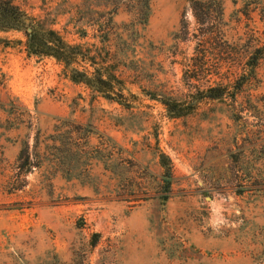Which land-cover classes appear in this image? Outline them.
<instances>
[{
	"label": "rangeland",
	"instance_id": "374dc122",
	"mask_svg": "<svg viewBox=\"0 0 264 264\" xmlns=\"http://www.w3.org/2000/svg\"><path fill=\"white\" fill-rule=\"evenodd\" d=\"M195 1L210 0H18L71 44L99 45L112 20L134 97L127 108L72 82L52 58L0 49V264H264V60L235 99L200 101L182 117L152 99L199 98L186 65L202 61L209 75L195 86L226 83L251 30L264 34L259 12L247 13L264 0H217L225 40L240 46L228 55L215 35L204 56ZM23 151L33 169L16 191ZM221 198L228 223L214 231L209 202Z\"/></svg>",
	"mask_w": 264,
	"mask_h": 264
},
{
	"label": "trees",
	"instance_id": "16d2710c",
	"mask_svg": "<svg viewBox=\"0 0 264 264\" xmlns=\"http://www.w3.org/2000/svg\"><path fill=\"white\" fill-rule=\"evenodd\" d=\"M259 5L256 4L255 8L249 6L247 13L259 12L260 22L264 26V6ZM191 9L201 27L199 33L194 34V38L201 48L200 53L202 56L208 52V46H212V42L217 41L215 35H220V45L228 55L237 53L241 40L234 43L225 40L222 30L224 11L221 2L217 0L195 1L191 4ZM214 14L220 16L219 23L214 27L215 34L208 36L205 27L210 25ZM100 29L99 45L71 44L60 32L47 28L42 21L30 16L19 5L18 0H0V49L21 47L28 57L52 58L63 66L66 76L72 82L85 86L105 99L130 108L132 104L129 98L134 97V95L127 88L119 71L118 55L112 46L113 21L109 20L101 23ZM11 32L23 33L24 41L10 40L5 36ZM243 48H245L246 56L237 68L238 70L233 71L232 68H228L227 73H229V76L226 78V83L208 84L204 87L195 86L193 80L200 82L205 76L209 75L207 64L202 61L197 65H186V75H189L191 85L194 86V89H197L196 92L200 95L199 98L196 97L193 91H190L188 96L193 99L192 102L165 95L158 98L155 94L152 99H160L158 101L175 117L193 113L200 101L235 99L242 88L255 78L256 70L260 62L264 60V34L256 37L253 30H251L249 41L246 45H243ZM215 69L219 71L221 67L215 66ZM239 70L240 73H238ZM214 75L220 77L221 74L220 72H214ZM19 162H21L19 166L21 173H19L16 180L17 186L14 188L16 191L26 187V176L33 169L29 151L21 153ZM160 164L164 169V182L169 189L172 177L170 159L165 154H161Z\"/></svg>",
	"mask_w": 264,
	"mask_h": 264
},
{
	"label": "clouds",
	"instance_id": "9594fccd",
	"mask_svg": "<svg viewBox=\"0 0 264 264\" xmlns=\"http://www.w3.org/2000/svg\"><path fill=\"white\" fill-rule=\"evenodd\" d=\"M210 219L208 221L209 225L212 229L218 230L221 226L227 225L228 221L224 216V207H223V198H221L220 202L210 201Z\"/></svg>",
	"mask_w": 264,
	"mask_h": 264
}]
</instances>
